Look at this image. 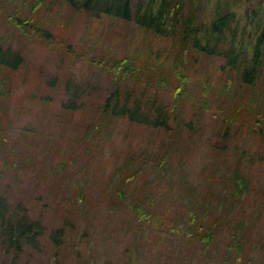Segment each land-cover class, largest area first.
<instances>
[{"label":"trees","instance_id":"1","mask_svg":"<svg viewBox=\"0 0 264 264\" xmlns=\"http://www.w3.org/2000/svg\"><path fill=\"white\" fill-rule=\"evenodd\" d=\"M45 1L0 0V22L19 38L8 41L0 35V107H7L11 93L9 76L23 62L22 47L28 41L59 49L62 56L71 54L84 58L111 82L99 105L98 118L87 123L81 135L68 143L73 148L57 144L53 156L46 154L50 152L47 141H38L41 134L31 128L33 135H30L25 126L21 140L24 139L26 145L17 143L11 149L19 150L17 161L23 167H28L26 163L39 166L41 171L36 173L41 180L45 174L64 177L75 205L78 200L88 215L86 200L90 189L86 179L90 171L86 158L95 152L99 136L108 135L111 123L121 119L157 129L165 147L152 152L130 147L109 180L120 206L131 209L128 226H132L133 238L124 247L122 264L140 263V244L136 241H143L148 234L166 239V246L173 243L174 236L189 237L198 242L204 259L212 260L221 250L218 257L221 264H264L257 253L258 246L264 242L261 216L257 212L249 215L234 210L235 205L251 193L247 166L256 159L262 161L263 155L257 151L248 153L244 146L236 150L238 156L230 175L222 174L216 185L208 178L207 191L199 196L190 177L177 172L175 161L178 146L184 143L179 126H182L180 119L186 103L192 109L191 118L185 120L187 131L192 134L197 116L206 110L219 109L214 114L221 122L223 137L230 138L236 126L244 125L247 138L254 135L264 140V0H49L57 1L71 13L80 14L83 22L91 23L96 30L99 23L105 25L103 33L117 30L124 43L122 48L112 50L114 53L95 51L91 54L84 46L74 48L69 40L55 36L48 24L53 15L40 12ZM130 28L141 31L146 43H151V37L170 41L171 49L165 56L153 55L145 44L143 50L128 52ZM86 40L87 37H82L83 43ZM96 40L94 36L89 43L95 45ZM56 79V75L51 76L48 85H54ZM139 81L144 87H162L171 92L170 105L145 99L147 88L136 96L135 85ZM91 85L95 87L85 81L67 79L65 97L60 103L63 110L73 116L80 114L82 102L79 99L83 100L85 90ZM44 98L51 99V94L47 93ZM5 132L2 123L0 152L7 143ZM225 147L224 143L213 144L220 152ZM80 148L85 157L77 161L74 157ZM150 167L153 171L148 174L145 170ZM141 173L149 178L142 179L139 189L131 187ZM13 186L0 187V255L12 256L7 264H17L26 247L42 250V240L46 237L58 253L67 234L71 233L68 230L71 219L63 215L50 230L42 207L35 215L31 200L13 201ZM225 189L229 191L225 193ZM215 193L219 194L218 200H214ZM42 198L43 195L36 200ZM223 227L228 237L219 249L218 237Z\"/></svg>","mask_w":264,"mask_h":264},{"label":"rangeland","instance_id":"2","mask_svg":"<svg viewBox=\"0 0 264 264\" xmlns=\"http://www.w3.org/2000/svg\"><path fill=\"white\" fill-rule=\"evenodd\" d=\"M40 12L47 16L53 15L54 18L48 21L50 25L48 27L58 39L69 40L74 48L84 46V49L89 51L88 54L95 51L114 53L113 51L124 46L120 36L117 35V30H107L103 33L105 25L101 23L96 26V30L92 28L91 23H84L80 14L71 13L67 7L59 5L57 1H45ZM128 31H130L126 43L128 52L143 50V45L146 44V49L153 55L167 54L170 41L151 37V43H146L141 31L132 28ZM0 35L8 41L19 40L17 33L2 22H0ZM94 36L97 40L94 41L95 45H91L89 40ZM82 37H87L86 42L83 43ZM22 49L23 62L9 76L11 93L7 107H0V125L5 124L7 141L5 150L0 152V187L14 185L11 192L13 201L18 198L31 200L32 213L35 215L42 207L43 218L50 230L62 220L63 215L69 217L73 225H68L71 233L67 234L63 247L58 253L46 237L42 240V250L26 247V250L20 254L17 264H122L124 247L133 238L132 226H128L131 209L128 206H120L121 202L115 199L109 180L119 162L125 159L130 147L136 151L149 152L164 148L161 141L162 134L157 129L130 123L125 119L111 123L108 135L99 136L100 141L95 145V152L86 158L87 169L90 171L86 179L90 189L89 198L86 200L87 215L78 200L76 201L78 204L75 205V198L69 195L72 192L64 177L59 179L55 174H45L42 180L39 179L41 176L36 173L41 171L39 166L26 163L28 167H23V164L17 161L16 154L19 150L11 149L17 143L21 146L26 145L24 139L21 140L25 126H28L29 133L33 128V132L41 134V137L37 136L38 141H47L50 152L46 151V154L52 155V151L58 145L73 148V145L68 143L81 135L87 123L98 118L99 105L103 102L111 81L96 65L84 58L71 54L62 56L59 49L37 41H28ZM55 75L57 76L55 84L48 85L49 78ZM69 78L95 85L85 90L83 100L79 99L82 107L79 108L80 114L75 116L64 111L60 104L65 97V81ZM135 86L136 96L145 92V99H156L168 105L172 101V93L162 87L147 88L141 81ZM144 88L147 89L143 92ZM47 93L51 94V99L44 98ZM218 110H206L197 116L194 119L196 129L193 134L187 131V121H185L192 116V109L188 103L184 106L183 116L180 119L182 126H179V130L184 143L178 146L179 152L175 156L177 172L190 177L197 187L198 196L207 191L206 187L210 184L208 178H212L216 185L221 181L222 174L230 175L231 166L238 156L236 150L239 151L241 147H246L248 153L255 154L257 151L264 157V140L254 135L247 138L244 125L236 126L230 133V138L223 137L219 124L221 122L214 114V112L218 113ZM216 142H220L221 145L226 144L225 149L221 152L214 149L213 144ZM82 157H85V154L80 148L74 159L80 161L83 160ZM20 166L23 168L17 171ZM151 171H153L151 167L145 170L148 174ZM247 172L252 182L251 193L245 198L246 200L244 199L245 201L243 200L244 202L240 200L234 210L238 214L241 211L242 214L249 215L257 212L264 224V159L262 161L256 159L247 166ZM80 175L81 172L78 173V176ZM16 176L18 178L15 179ZM147 178L149 175L139 174L131 187L139 189L142 179ZM57 182L63 184L59 185ZM228 191L229 189H225V193ZM41 195H43L42 200H36ZM218 195L214 194V200H218ZM240 204L241 206L237 207ZM262 236L264 240V230ZM227 237L225 227L221 228L218 237L219 249L223 247ZM166 241L153 234H148L143 241L137 239L141 251L139 264H221L218 260L221 250L209 260L203 258L198 242L189 237L174 236L173 243L168 246L165 244ZM257 253L264 263V242L258 246ZM10 258L13 257L8 254L0 255V264H7Z\"/></svg>","mask_w":264,"mask_h":264}]
</instances>
